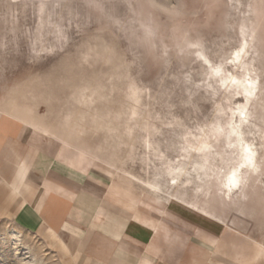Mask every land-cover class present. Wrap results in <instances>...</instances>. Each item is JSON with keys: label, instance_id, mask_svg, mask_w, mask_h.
<instances>
[{"label": "rangeland", "instance_id": "rangeland-1", "mask_svg": "<svg viewBox=\"0 0 264 264\" xmlns=\"http://www.w3.org/2000/svg\"><path fill=\"white\" fill-rule=\"evenodd\" d=\"M245 105L257 168L228 192L241 160L232 110ZM0 113L50 132L76 161L86 152L140 203L157 205L142 182L155 181L160 198L264 242V0H0ZM0 264L75 255L49 228L0 218Z\"/></svg>", "mask_w": 264, "mask_h": 264}, {"label": "crops", "instance_id": "crops-1", "mask_svg": "<svg viewBox=\"0 0 264 264\" xmlns=\"http://www.w3.org/2000/svg\"><path fill=\"white\" fill-rule=\"evenodd\" d=\"M48 133L0 113V218L49 228L75 264H264L254 234L177 199L140 203Z\"/></svg>", "mask_w": 264, "mask_h": 264}, {"label": "bare ground", "instance_id": "bare-ground-1", "mask_svg": "<svg viewBox=\"0 0 264 264\" xmlns=\"http://www.w3.org/2000/svg\"><path fill=\"white\" fill-rule=\"evenodd\" d=\"M240 53H241V51H240ZM240 53L238 52V54L235 56L236 59L239 61V63L242 60V55ZM236 83H238V82H236ZM254 85H255V82H254L252 77H250L247 80L246 83L242 82V87L241 88H242L243 93H241V95H242L243 99L244 98L245 99H250L251 97L254 96V93H255V86ZM232 112L234 114L233 116L235 117V122H234V125L232 127V130H233L234 134L236 135V137L238 139V142H239L238 146H239L241 160H240V162L237 165H235L225 175V180H224L223 184L225 185V187H227V191L228 192H234V191L237 192V189L241 186V184L243 182L244 171H246L245 169H250L251 170V169L257 168L258 148H257V145H256L255 142H253V141L250 142V141L246 140L244 138V135H243V132H242V130H243L242 129V124H243L242 122L243 121L245 122V121H247L250 118V113H249L248 107L246 105L242 106V107L240 106V107L234 108V110H232ZM237 112H238V115H236ZM218 128L220 129V127H218ZM262 138H264V136ZM180 170H181L180 167H171V169L169 171L172 172V173H175V175L177 174V176H179L178 172ZM179 181L180 180H178V182ZM142 182L144 184H146V186H147V188L149 189L150 192H152L153 194H156L157 196L160 197L161 193L163 192L162 188L159 186L160 184H158L155 181H143L142 180ZM10 233H17V232H16L15 229H11Z\"/></svg>", "mask_w": 264, "mask_h": 264}]
</instances>
